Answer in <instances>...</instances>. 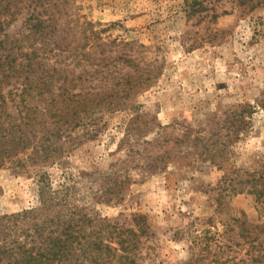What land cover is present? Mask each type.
<instances>
[{
  "label": "trees",
  "instance_id": "obj_1",
  "mask_svg": "<svg viewBox=\"0 0 264 264\" xmlns=\"http://www.w3.org/2000/svg\"><path fill=\"white\" fill-rule=\"evenodd\" d=\"M77 3L0 0V171H37L35 205L0 213V264H144L150 256L145 245L153 235L145 215L134 213L128 223L89 207L93 201L123 202L138 179L166 173L175 163L166 145L168 127L137 100L157 84L162 68L146 60L145 45L105 42L96 25L76 11ZM240 4L254 11L264 0ZM249 108L252 118L255 107ZM118 113L127 115L118 145L125 157L101 178L90 176L92 184H102L88 197L79 187L87 180L83 175L76 180L70 161L97 143L108 118ZM52 168L62 170L58 186L47 172ZM220 184L219 206L223 191L246 190L264 208V164L245 174L225 172ZM232 220L210 237L218 242L217 254L226 255L219 264H245L227 253L238 224L248 232L264 228V221Z\"/></svg>",
  "mask_w": 264,
  "mask_h": 264
},
{
  "label": "rangeland",
  "instance_id": "obj_2",
  "mask_svg": "<svg viewBox=\"0 0 264 264\" xmlns=\"http://www.w3.org/2000/svg\"><path fill=\"white\" fill-rule=\"evenodd\" d=\"M76 11L96 25L105 42L145 45L146 60L161 65L157 84L137 100L168 127L166 145L175 162L166 173L138 179L123 202L88 200L89 208L128 223L134 213L146 216L153 236L144 264H219L226 255L217 254L218 242L210 238L215 227L233 223L232 216L264 221L263 206L246 190L223 191L224 204L216 201L225 172L245 174L264 164V6L251 11L240 0H78ZM249 105L255 107L252 118ZM126 117L108 118L98 142L71 159L76 180H87L79 185L83 195L93 197L102 184L90 182L93 173L101 178L125 157L118 145ZM36 172L0 171V213L35 205ZM47 172L54 186L63 181L61 169ZM244 227L238 224L229 234V257L264 264V228Z\"/></svg>",
  "mask_w": 264,
  "mask_h": 264
}]
</instances>
